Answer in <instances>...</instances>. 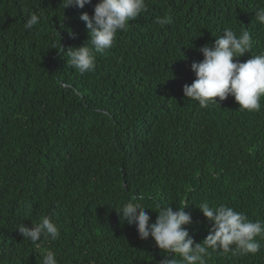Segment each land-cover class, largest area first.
I'll list each match as a JSON object with an SVG mask.
<instances>
[{"label": "trees", "instance_id": "16d2710c", "mask_svg": "<svg viewBox=\"0 0 264 264\" xmlns=\"http://www.w3.org/2000/svg\"><path fill=\"white\" fill-rule=\"evenodd\" d=\"M98 2L64 11L62 0H0V264H42L48 250L58 264H159L155 242L116 212L129 201L151 222L157 205L187 206L197 243L212 227L205 200L264 222V98L249 113L233 97L202 109L183 92L199 49L225 28L251 33L239 62L264 52V0H146L81 75L58 50L86 45L80 16ZM32 12L41 23L25 30ZM42 216L61 236L38 248L16 229ZM257 239L255 255L212 252L206 264H264Z\"/></svg>", "mask_w": 264, "mask_h": 264}, {"label": "clouds", "instance_id": "9594fccd", "mask_svg": "<svg viewBox=\"0 0 264 264\" xmlns=\"http://www.w3.org/2000/svg\"><path fill=\"white\" fill-rule=\"evenodd\" d=\"M91 3L92 0H62L61 6L65 11L71 7L83 9ZM145 11L146 0H99L94 7V15L89 16L85 12L80 16L89 30L86 45L68 48L66 52L61 45L58 50L67 57V67L81 75L94 71L96 55H103L111 49L117 34L126 31L130 22ZM41 19L39 14L32 12L26 19L24 29L32 30L41 23ZM255 21L264 26V8L256 12ZM155 22L166 25L171 19L165 15L157 17ZM252 44L249 31L242 29L238 35L231 28H225L222 35L215 38L213 45L199 49L203 60L192 63L191 70L196 78L190 85L184 86V96L202 109L212 104L218 105L216 98L225 101L233 97L240 112L260 111L261 99L264 98V52L251 55L246 62H239L240 57L251 53ZM186 207L174 211L171 206L157 205L155 222H151L149 209L141 203L129 201L116 212L123 222L135 225L141 240L151 238L155 242L162 252L159 264H206V257L212 252L255 255L260 251L262 245L257 238L264 239V222L252 221L243 212L205 200L197 207L212 227L203 242L197 243L188 230L193 220L191 214L185 211ZM16 230L24 241L38 248L41 243L57 241L61 236L58 225L49 216L40 217V221L32 223V227L21 224ZM42 264H58L52 250L43 255Z\"/></svg>", "mask_w": 264, "mask_h": 264}]
</instances>
